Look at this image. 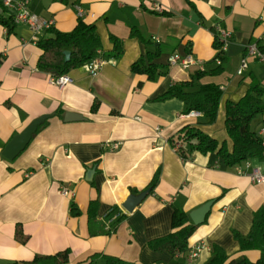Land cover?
Listing matches in <instances>:
<instances>
[{"label":"crops","instance_id":"0c3cea01","mask_svg":"<svg viewBox=\"0 0 264 264\" xmlns=\"http://www.w3.org/2000/svg\"><path fill=\"white\" fill-rule=\"evenodd\" d=\"M27 5L63 32L75 26L76 6H80L82 20L97 28L103 64L96 76L79 64L67 73L71 81L59 88L51 82V73L36 67L41 50L32 41L30 26L17 23L8 34L0 24V264L26 262L36 254L65 248L71 250L70 264L94 252L137 264H171L167 251H153L147 242L171 230L175 207L189 213L209 200L211 208L189 237L187 254L199 243L206 248L181 264H205L213 244L230 258L243 254L256 260L259 251L241 252L232 231L246 234L253 212L264 204V182L252 181L248 175L252 167L264 173V158L250 159L251 167L243 165V173L214 154L193 152L183 162L169 139L201 116L183 115V102L177 98L152 99L172 83L188 79L195 69L169 65L170 54L190 52L204 63L214 57V30L231 32L226 55L231 51L241 60L246 45L259 41L264 32V0H68L67 4L27 0ZM132 27L151 44L132 37ZM47 34L43 29L37 37ZM110 34L123 40L119 56L112 53ZM156 46L160 54L153 62L162 66L163 73L148 80L132 72L131 63ZM246 69H250L247 86L253 78L260 80L250 63ZM261 79L264 83V76ZM214 83L228 93L238 88L235 83ZM94 101L99 106L91 112ZM59 108L62 116H50L16 158L3 157L2 150L14 135L36 117ZM68 112L81 119L65 121ZM113 143L118 149L110 148ZM157 168L160 179L154 193H147L127 212L124 201L138 195L133 190H142ZM91 169L94 172L87 179ZM63 185L69 194L61 191ZM95 198L97 216L89 222L87 207ZM71 199L81 211L77 216L69 213ZM113 206L126 215L108 233ZM17 224L28 236L25 243L15 239Z\"/></svg>","mask_w":264,"mask_h":264},{"label":"trees","instance_id":"16d2710c","mask_svg":"<svg viewBox=\"0 0 264 264\" xmlns=\"http://www.w3.org/2000/svg\"><path fill=\"white\" fill-rule=\"evenodd\" d=\"M57 1L68 3V0ZM0 24L5 27L8 34L14 32L16 27L13 15L7 11L1 2ZM45 30L48 34L36 41L41 50L36 67L39 70L51 73V75L58 76L68 73L100 51L101 39L95 24L86 23L81 17H78L75 26L70 31L63 32L53 26ZM213 33L214 57L205 62L203 69H194L189 74L188 79L172 83L163 93L154 97L153 101L177 98L183 102L184 112L198 110L207 123L214 121L224 91L221 85L214 82H203L202 79L206 76L220 74L228 57L226 52L222 51V43L219 40L217 30H214ZM130 35L151 44V41L145 39L135 27L131 28ZM109 40L112 43L113 55H121L124 51L123 40L112 34L109 35ZM66 50L70 51V58L67 61L64 54ZM159 54L158 46L155 50L147 49L145 55L139 56L131 63V71L145 75L148 80H154L157 75L163 73L162 66L153 62ZM216 59H220V64L215 62ZM98 106L99 101H94L90 111L96 112ZM53 115L62 116L61 109H57L51 114V116ZM47 122L48 119L38 127L36 133L44 128ZM261 122H264V83L253 78L244 94L237 99L228 98L225 102L224 126L231 139V149L226 148L223 143L219 144L215 136L206 133L200 127L202 122L183 126L169 139V142L183 162L189 161L193 152H200L202 154H214L227 167L237 169L250 159L263 158L264 138L258 134L261 127L257 126L255 128L253 126L254 123L259 124ZM159 179L160 168H157L149 183L142 190H133V192L140 193L148 190V193H154ZM98 206L97 198L90 200L87 207L89 222L97 216ZM69 213L73 216L81 213L72 199L69 204ZM108 214L114 216L108 231L110 233L115 230L116 225L126 213L121 212L119 206H113ZM200 224H194L188 212L180 207H175L171 214V230L164 235L150 239L147 246L153 251H167L172 257L171 264H181L187 258L189 237ZM232 233L241 252L258 250L259 257L256 260H250L242 254L236 258H230L220 245L213 244L211 257L205 264H264V204L253 212L252 223L246 234H242L237 230H233ZM14 235L20 243H25L28 239V236L24 234L18 224ZM70 254L71 250L65 248L50 254H36L26 262L13 261L8 264H70ZM76 264L137 263L104 252H94L82 262Z\"/></svg>","mask_w":264,"mask_h":264},{"label":"built area","instance_id":"2783aa9c","mask_svg":"<svg viewBox=\"0 0 264 264\" xmlns=\"http://www.w3.org/2000/svg\"><path fill=\"white\" fill-rule=\"evenodd\" d=\"M2 5L7 9V11L13 15L14 22L17 23H26L30 26L31 30L33 31L32 41L38 40V33L43 29H48L52 26L53 21H45L44 19L40 18L36 14L30 12L27 0H0ZM77 15L78 17L83 16V10L80 6H76ZM154 10L161 12L162 9L159 6H155ZM219 35V40L222 43V51L226 52L227 46L231 37V32L226 29L219 28L217 30ZM155 40H159L157 37ZM1 58V55H0ZM249 58H256L262 62H264V32L259 38V41L255 43H249L246 45L245 48V55L240 60V66L237 70V74L241 75L243 71L248 68L249 65ZM167 62L169 65H180L181 67L187 68H195V69H203L205 63L199 59L194 57V55L190 52L180 54V53H172L167 57ZM217 64H220V59H216L215 61ZM86 65L88 72L91 76H96L103 64V59L101 56V51H98L93 57L86 60L84 62ZM50 80L54 83L57 87L62 88L66 83L71 81L70 76L67 73L60 74L58 76L51 75ZM224 90V87H221ZM188 117H199L201 116V112L198 110H191L189 112L182 113ZM138 119V117H137ZM260 136L264 138V128H261L258 132ZM106 146H110L107 144ZM263 146H264V139H263ZM118 144L113 143L110 148L112 150L118 149ZM264 158V156H263ZM47 161V159H46ZM244 166L246 168H250L251 164L249 161L245 162ZM246 171L242 167L238 168V173H243ZM249 177L252 181L255 182H264V173L261 172L260 167H252L250 172L248 173ZM61 191L64 194H69V190L65 185L61 186ZM206 248L204 243H199L195 247H193L187 254L188 258H194L198 255V253Z\"/></svg>","mask_w":264,"mask_h":264},{"label":"rangeland","instance_id":"374dc122","mask_svg":"<svg viewBox=\"0 0 264 264\" xmlns=\"http://www.w3.org/2000/svg\"><path fill=\"white\" fill-rule=\"evenodd\" d=\"M228 54V60L224 64V69L220 74L208 76L203 81H221L223 84H230L235 83V85L238 86L236 88V92L228 93L224 92L218 107V111L216 114V117L213 122L207 123L206 120L203 117H200L198 119V122H202L200 124V127L208 134L215 136L219 142V144H224V146L228 149H231V139L229 138L225 126H224V118H225V102L228 98L237 99L239 96L244 94L246 91L247 85L245 82V78L250 76V69H245L243 71L242 76H237L236 72L240 66V60L236 58V55L233 54L231 51ZM250 63V67H252L255 71V73L258 75V77L261 79L262 76H264V62L256 59V58H250L248 59ZM254 61H256L254 63ZM263 74V75H262ZM261 76V77H260ZM263 83V82H262ZM205 122V123H204ZM255 128L257 126L262 127L264 126V122H261L259 124L254 123L253 125Z\"/></svg>","mask_w":264,"mask_h":264},{"label":"water","instance_id":"95a60500","mask_svg":"<svg viewBox=\"0 0 264 264\" xmlns=\"http://www.w3.org/2000/svg\"><path fill=\"white\" fill-rule=\"evenodd\" d=\"M209 25V23L207 24ZM65 60H69L70 58V51H64ZM51 115L50 114H43L39 117L33 119L20 133L14 135L8 143L5 145L4 149L2 150V155L9 161H12L16 158L20 152H22L29 142L31 141L33 135L36 133L38 127L43 124ZM65 121H74L81 119L78 117L77 114L68 112L65 115ZM93 170L91 169L87 174V179H91L93 174ZM148 190H144L140 192L138 195H130L122 204V207L127 211L131 212L147 195ZM213 201L209 200L205 202L200 207L192 210L189 212V217L194 224H200L205 220L206 215L208 214Z\"/></svg>","mask_w":264,"mask_h":264}]
</instances>
